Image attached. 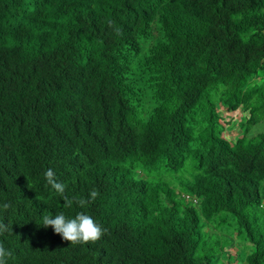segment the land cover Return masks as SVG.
Here are the masks:
<instances>
[{"label": "trees", "instance_id": "1", "mask_svg": "<svg viewBox=\"0 0 264 264\" xmlns=\"http://www.w3.org/2000/svg\"><path fill=\"white\" fill-rule=\"evenodd\" d=\"M262 112L264 0H0L7 264H264ZM49 168L99 196L65 208ZM61 212L105 235L69 245Z\"/></svg>", "mask_w": 264, "mask_h": 264}, {"label": "clouds", "instance_id": "2", "mask_svg": "<svg viewBox=\"0 0 264 264\" xmlns=\"http://www.w3.org/2000/svg\"><path fill=\"white\" fill-rule=\"evenodd\" d=\"M43 176L46 185L50 186L58 196L62 197L65 208H72L74 204L82 209L86 208L99 196L98 190L93 189L86 198H70L65 194L67 185L57 180L53 169H47ZM11 207L10 203L0 204V235L12 231L11 227L3 219V212ZM41 224L44 228H51L54 234L60 236L63 241L74 247L95 244L105 235V230L91 215L84 212H78L73 218H67L63 212L54 216L51 213L44 214L41 217ZM12 256V251L6 249L3 243L0 242V264H7L8 259Z\"/></svg>", "mask_w": 264, "mask_h": 264}, {"label": "rangeland", "instance_id": "3", "mask_svg": "<svg viewBox=\"0 0 264 264\" xmlns=\"http://www.w3.org/2000/svg\"><path fill=\"white\" fill-rule=\"evenodd\" d=\"M220 112L222 113V116L224 118V122H220V131L226 139L230 140L231 142H234L236 138L240 137L242 135L240 128H239V122H244L247 118V115L243 112V110H236L232 112H226L223 109H220ZM264 113V112H262ZM264 127L263 123H260L256 126H252L251 133H258L259 131H262ZM241 241V240H240ZM244 251H242L243 253Z\"/></svg>", "mask_w": 264, "mask_h": 264}]
</instances>
